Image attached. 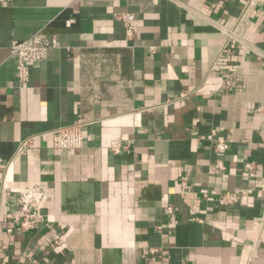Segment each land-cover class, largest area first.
<instances>
[{"label": "crops", "instance_id": "0c3cea01", "mask_svg": "<svg viewBox=\"0 0 264 264\" xmlns=\"http://www.w3.org/2000/svg\"><path fill=\"white\" fill-rule=\"evenodd\" d=\"M37 32L59 46L21 84L10 46ZM35 182L40 224L8 232ZM260 218L264 0H0V264H264Z\"/></svg>", "mask_w": 264, "mask_h": 264}, {"label": "built area", "instance_id": "2783aa9c", "mask_svg": "<svg viewBox=\"0 0 264 264\" xmlns=\"http://www.w3.org/2000/svg\"><path fill=\"white\" fill-rule=\"evenodd\" d=\"M115 16L122 21L127 38H133L136 33L134 26L136 15L130 11H123L116 13ZM57 46H59L58 39L54 36L49 37L43 32H37L30 39L14 42L10 46V51L16 58L18 81L21 84L28 82L31 64L44 60L48 50ZM50 135L52 145L58 149L77 150L84 144V136L80 122H74L71 125L56 128L50 132ZM214 139L216 151L218 153H227L231 143L230 136L215 135ZM32 141L33 137L23 140L17 149V153H25ZM110 148L114 152H119L123 148V144L119 138H116L112 140ZM11 165L12 161L8 163L7 169ZM246 168L251 171L253 169V163H246ZM224 169V162L218 160L215 164V170L219 172ZM49 198V193L42 183L35 182L22 187L17 193L15 207L4 214V220L11 223L7 231L11 232L17 228L22 232H28L36 228L40 224L42 204L47 202ZM226 201L225 196L220 198L221 203H225ZM168 210L171 212L172 207L169 206ZM263 222L264 219L260 218L255 222V225L261 226Z\"/></svg>", "mask_w": 264, "mask_h": 264}]
</instances>
